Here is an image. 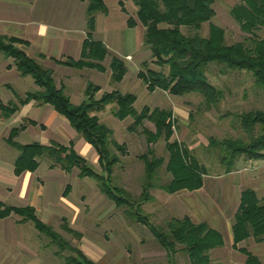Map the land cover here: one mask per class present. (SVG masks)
Returning a JSON list of instances; mask_svg holds the SVG:
<instances>
[{
    "label": "trees",
    "instance_id": "obj_1",
    "mask_svg": "<svg viewBox=\"0 0 264 264\" xmlns=\"http://www.w3.org/2000/svg\"><path fill=\"white\" fill-rule=\"evenodd\" d=\"M86 4L85 21L87 39L84 41L78 59L63 58L51 60L58 66L70 69H93L104 72L101 63L109 56V51L101 41L94 40L96 16H106L108 9L105 0H82ZM132 3L136 8L135 19L128 16V29L142 27L141 41L150 52L152 63L161 70L147 69L137 74L149 92L155 89L172 96L184 97L195 94L203 99L207 109L216 106L224 97V92L212 85L207 78L209 65L221 67L223 73L245 72L253 80L254 87L264 90V40L254 38L255 32L264 28V0H238L231 9L232 18L246 35H250V45L234 43L226 45L224 31L210 23L214 17L215 0H119V7L126 14L125 4ZM209 23L208 36L199 33L201 26ZM181 27L192 30L185 35ZM26 43L18 38L0 35V53L13 60V67L21 77H30L35 90L24 94V99L15 98L19 105L30 102L38 106L50 107L58 116L67 121L73 132L89 145L95 156L99 171H96L88 160L79 155L73 146L49 142L47 145L38 142L20 144L15 141L26 125L36 127L38 124L26 119L18 128L11 129L5 143L18 152L13 163V175L33 174L40 166L41 160L49 161V169H59L65 174L73 169L78 170L79 178H90L96 182L98 191L104 195L114 208H124L123 214L134 222L149 229L153 238L164 250L167 264H177L175 256L181 253L187 257V264H219L211 260V251L224 245L220 232L206 223H193L190 217L171 219L165 228L151 222L150 216L143 211V205L151 202L150 191L159 189L168 195L179 192H194L203 186L207 176L205 168L191 156L189 151L175 141L170 142L175 131L172 112L166 109H149L143 107L140 112L134 109L137 97L131 93L121 94L118 91H104L99 96L98 86L88 82L84 98L79 104H73L63 87H57L53 71L42 63L29 57L19 47ZM39 59H46L39 54ZM144 67L147 63L143 62ZM110 80L119 83L126 74L124 62L117 56H110ZM163 69H166L164 71ZM109 106H115L112 116L119 121L132 119L129 131L141 128L147 144L156 143L159 139L165 142L168 159L165 172L170 176L168 183L158 184V170L164 163L163 158L154 157L147 150L139 159L143 163L141 176V193L138 197L129 195L124 189L114 185V171L120 164V155L124 145L115 142L113 131L100 122L96 113L104 112ZM18 111L12 102L0 103V117L9 119ZM238 120L246 140L241 138H209L207 146L221 153V162L225 164V173L233 171L237 160L264 161V110L248 111L233 116ZM153 124L152 133L143 127V122ZM40 128H44L39 125ZM70 186L65 187L64 194ZM11 215L20 220L17 224L30 222L34 229L45 235L60 251L67 250L70 255L63 258L64 264H95L79 249L72 248L51 227L42 222L33 206L11 207L0 201V220ZM61 229L73 236L79 234L68 228L62 218ZM255 244L264 243V204L252 189H245L239 195V204L231 226L232 249L244 256L243 264H264L258 256L246 248L239 247L245 241ZM59 255V254H58Z\"/></svg>",
    "mask_w": 264,
    "mask_h": 264
},
{
    "label": "rangeland",
    "instance_id": "obj_2",
    "mask_svg": "<svg viewBox=\"0 0 264 264\" xmlns=\"http://www.w3.org/2000/svg\"><path fill=\"white\" fill-rule=\"evenodd\" d=\"M237 3L238 0H215L212 6L214 17L210 23L224 31L226 45L242 42L249 46L252 37L243 33L231 16V9ZM107 5L112 12V0H109ZM125 10L126 15L135 19L136 8L132 3L127 2ZM180 29L185 35L192 33V30L185 27ZM208 30L209 23H205L199 33L205 38L208 36ZM142 34V27L139 26L136 28V35L141 38ZM121 35L125 43L123 49L127 51L128 42L133 39L132 31L125 29ZM254 38L264 40V28L255 32ZM25 43L26 45L19 44V47L27 53L28 43ZM108 51L109 56L101 63L104 72L93 69L75 70L56 64L55 67L53 62L49 64L48 61L43 65L53 71L57 87H63L65 93L71 95L73 104H79L83 100L86 85L91 82L100 88L95 96L104 91L134 94L137 97L134 103L137 112L143 107L171 111L175 131L170 142L175 141L187 149L205 168L207 176L203 178V186L194 193L183 191L168 195L159 189H152L150 194L153 200L143 205V211L150 216L152 223L164 228L171 219H181L183 216L190 217L193 223L208 224L221 233L224 242L223 247L211 251V260L219 264H243L244 256L231 247V226L238 208L239 195L243 190H254L264 204V161H246L241 158L236 161L233 171L226 174L225 164L221 162V153L209 148L207 144L209 138L246 140L238 120L233 116L248 111L264 110V90L254 87L251 76L245 72L225 74L221 67L209 65L208 81L221 89L224 97L216 106L207 109L203 99L195 94L172 97L159 89L153 92L147 90L137 74L146 72L147 69L155 72L161 69L152 63L150 52L143 44L132 59L121 58ZM28 52L27 55L33 58V52L29 50ZM110 56H117L125 64L127 71L119 83L110 80ZM33 59L39 63H41L39 60H43L38 57ZM0 62L11 64L13 67V60L1 53ZM143 62L147 63L146 67L142 65ZM0 83H9L16 97L21 99H24L26 92L36 89L31 78L21 77L14 67L13 72L0 76ZM9 101L18 106V111L9 119L0 117V161L11 164L12 167L18 152L5 143L11 129L18 128L22 122L30 119L38 125L36 127L26 125L25 130L19 132L15 141L20 144L38 142L45 145L48 141L41 139V136H44L43 129L39 127L43 125L41 115L37 116V112L31 110L36 108L30 104L24 107L19 105L15 97L8 98L0 87V103L6 105ZM114 109L115 106H109L104 112L95 114L101 123L113 131V140L124 145L120 164L114 171L113 184L124 189L129 195L138 197L141 193L140 179L144 169L139 157L146 154L147 150H151L154 157L163 158L164 163L157 173L158 184L168 183L170 176L165 172L168 156L164 140L161 138L156 143L147 144L141 128L134 132L129 131L132 119L127 118L122 122L117 120L111 115ZM143 123L145 129L155 132L152 123L148 121ZM47 135L44 137L49 139L51 136ZM72 138L75 144L80 137L73 134ZM83 157L99 171L94 153ZM47 170H50L49 161L43 159L34 174L33 185L36 192L30 195L27 191L24 192L28 187L27 175L21 174L15 181L11 180L12 177L0 178V201L11 207L31 206L29 203H34L37 193L42 192L43 196L37 201L39 206L46 207L48 214L51 215L45 214V211L42 214L44 209L37 208L38 218L95 264H167L164 250L149 229L127 218L123 214L124 208H114L113 204L98 191L94 180L79 178L77 169H73L69 174L64 173L62 179L55 178L54 174L50 177L52 175L47 174ZM66 186H70V190L64 194ZM28 196L30 200L26 199ZM62 218L66 220L68 228L80 235L79 238L61 229ZM18 220L20 218L14 215L0 220V264H64L63 258L70 255L67 250L60 251L49 238L38 233L32 223L19 225ZM239 247L246 248L264 263V243L255 244L249 240ZM175 261L177 264L188 263L187 257L181 253L176 254Z\"/></svg>",
    "mask_w": 264,
    "mask_h": 264
},
{
    "label": "crops",
    "instance_id": "obj_3",
    "mask_svg": "<svg viewBox=\"0 0 264 264\" xmlns=\"http://www.w3.org/2000/svg\"><path fill=\"white\" fill-rule=\"evenodd\" d=\"M108 2L109 0H105L108 14L106 16L100 14L96 16L95 30L92 37L94 40L101 41L108 50L119 55L121 58L132 59L142 45L141 38H138L136 35V28L138 26L133 29H128L126 26L128 16L121 11L118 3L119 0H112V12L108 8ZM85 8L86 4L82 0H0V35L18 38L27 42L28 47L26 49L33 52V58H37L39 54L46 57L43 60L38 59L42 64L46 61L51 64V60L53 59H78L82 45L87 39ZM125 29L132 31V37L134 39L129 40V50L127 51L123 49L125 43L121 35ZM28 50L27 53L29 54ZM52 64L57 67L54 63ZM11 72H13L11 64L0 62V76ZM0 84L3 93H6L8 98L15 97L14 91L12 87L10 88L9 83ZM7 88H10V90ZM34 88H36L35 85ZM67 95L71 99V95ZM29 104L36 108V110L32 108L31 110L36 111L37 116L41 115V123L44 127L42 134L45 136L48 133L49 135L47 136H51L49 139L41 136L42 140H46L45 142L48 141V143L56 142L64 146L70 142L73 143L72 137L73 134H76L65 119L58 116L48 106H38L32 102ZM73 146L79 155L82 154L81 156L94 153L92 148L81 138H78L77 142L75 144L73 143ZM46 173L51 174L52 176L50 177H53L54 174V177L57 179L64 178V173L58 169L47 170ZM34 174H22L27 175L28 187L24 192L27 191L29 195L32 192H36L35 186L33 185L35 179ZM8 177H12L11 180L15 181L21 176L15 177L13 175V163L11 167V164L0 161V178L7 179ZM41 196H43V193L38 192L35 197L36 201L34 203L30 202L29 204L35 208L36 212L39 213V209L37 208H42L44 209L42 214L46 212L45 214L51 215L50 213L48 214L46 207H43V205L42 207L39 206L37 200L41 199ZM2 199L5 200L4 197ZM26 199L30 200L31 198L28 196Z\"/></svg>",
    "mask_w": 264,
    "mask_h": 264
}]
</instances>
